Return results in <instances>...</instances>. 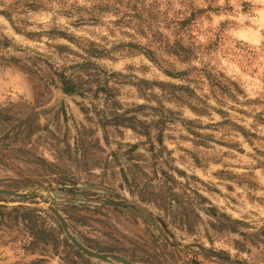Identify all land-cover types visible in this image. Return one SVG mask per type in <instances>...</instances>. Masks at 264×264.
<instances>
[{
    "label": "rangeland",
    "instance_id": "rangeland-1",
    "mask_svg": "<svg viewBox=\"0 0 264 264\" xmlns=\"http://www.w3.org/2000/svg\"><path fill=\"white\" fill-rule=\"evenodd\" d=\"M31 1L49 10H28ZM15 3L22 5V16L32 14L35 19L24 21L30 27L34 25L25 33L32 41L30 45L20 44L0 24V62L19 69L15 80L28 96L7 102L0 99V105L21 104L17 108L21 121L0 124V190L7 191L0 194V205L41 208L43 212L38 213L36 222L40 227L51 226L59 245L56 254L42 255L30 254L15 244L0 245V264H122L79 255L63 243V238L70 242L73 238L94 252L118 254L132 264H264V223L234 219L221 211L224 206L214 202V197L205 195V191L219 195L220 189L188 170H204L201 157L195 152L191 153L192 164L180 161L185 167L169 163V157L176 160V149L169 145L186 139L181 128L191 124V120L177 118L171 109L163 112L158 107L122 98L125 94L112 82L116 73L99 69L85 57L68 63L73 50L66 44L41 43L45 35L76 42L78 37L65 27L102 26L98 13L109 11L108 5L88 6V0L84 4L76 0ZM61 8L72 11L68 15ZM70 14L77 18L70 19ZM60 19L65 20L64 26L53 24ZM13 31L20 34L19 29ZM95 43L88 41L83 49L87 57L104 54ZM127 46L138 47L131 41ZM185 49L190 54L191 50ZM164 71L174 78L187 75ZM56 72L77 82L79 93L65 94ZM142 83L150 86L147 81ZM138 94L143 99L139 89ZM239 111L255 123H218L234 127L251 146L258 137L252 128L264 123V115ZM218 112L223 114L224 110ZM186 130L201 135L191 128ZM17 132L21 138L3 137H13ZM237 150L241 155L246 151L243 146ZM254 151L260 154L259 149ZM39 158L58 163L64 173L42 170ZM71 172L77 174L73 181L65 175ZM228 187L232 191L231 185ZM232 203L239 201L233 197ZM213 234L218 238H213ZM234 234L240 239H235ZM219 251L220 256H215L213 252Z\"/></svg>",
    "mask_w": 264,
    "mask_h": 264
},
{
    "label": "clouds",
    "instance_id": "clouds-1",
    "mask_svg": "<svg viewBox=\"0 0 264 264\" xmlns=\"http://www.w3.org/2000/svg\"><path fill=\"white\" fill-rule=\"evenodd\" d=\"M76 3L84 4L85 0ZM95 4L109 7V11L98 13L102 26L65 27L78 37L76 42L45 35L41 43L66 44L73 50L68 63L85 57L99 69L116 73L112 82L125 94L122 98L158 107L163 112L171 109L177 118L191 120V124L181 128L186 139L169 145L176 149V160L169 157V163L185 167L180 161L192 164L191 153L195 152L201 157L204 170H188L220 189L219 195L207 191L205 195L214 197V202L224 206L221 211L234 219L264 223V123L252 128L258 137L251 146L234 127L218 123H255L239 110L264 115V0H88V6ZM20 7L15 0H0V24L20 44L30 45L32 41L25 33L34 25L30 27L24 21L35 17L22 16ZM7 13L11 15L6 17ZM53 24L64 26L65 20H55ZM14 28L19 29V35ZM88 41H95L104 54L87 57L83 49ZM129 41L138 47H128ZM177 41L191 50L187 59L170 51ZM165 69L187 75L174 78L165 75ZM17 71L15 66L0 62V99L4 102L22 96L28 99L23 87L16 83ZM143 81L150 86L144 87ZM138 89L143 99L139 98ZM219 109L224 113H219ZM187 128L201 135H192ZM209 136L213 139H207ZM240 146L246 150L243 155L237 150ZM254 149H259L260 154ZM233 197L239 203L233 204ZM213 238L218 237L213 234ZM234 238L240 239L238 234Z\"/></svg>",
    "mask_w": 264,
    "mask_h": 264
},
{
    "label": "trees",
    "instance_id": "trees-1",
    "mask_svg": "<svg viewBox=\"0 0 264 264\" xmlns=\"http://www.w3.org/2000/svg\"><path fill=\"white\" fill-rule=\"evenodd\" d=\"M46 6H40L35 1H31L27 4L28 10L36 11L40 8ZM48 7V6H47ZM44 10H49V8H43ZM60 11H65L69 15L72 10H66L61 8ZM6 17L8 16L5 14ZM70 14L69 17H71ZM58 34V33H57ZM59 35H64L60 32ZM7 43V42H6ZM92 44V43H90ZM89 44V45H90ZM91 46V45H90ZM170 51L177 56H183L185 59L190 55L189 52L180 44L179 41L175 43V46L170 48ZM92 54V52H90ZM94 55V54H92ZM60 78L62 91L65 94H72L78 92L76 89V84L72 78L67 77L62 72H56ZM79 93V92H78ZM21 105L18 102H10L5 105H0V124H7L14 121H21L19 117L17 108ZM29 105V104H27ZM29 107V106H28ZM30 112V111H29ZM6 139L12 140L20 137V132L15 133L13 137L9 135L3 136ZM22 137V136H21ZM20 137V138H21ZM27 137V136H26ZM10 142L5 146H9ZM39 166L42 170L50 173H56L64 170L60 168L58 163L46 162L45 159L39 158ZM65 173L66 170H65ZM68 177H72V181L76 178L77 174L71 172L70 174H65ZM25 197V196H24ZM40 212H43L41 208H35L24 205H15V206H5L0 205V245H9L15 244L17 247H20L22 250L29 252L30 254L38 253L40 255L46 253H57L56 248L59 245V238L54 234L53 228L51 226L40 227L36 222L37 217H39ZM63 243L71 246L75 249V252L79 255L85 254L79 248H77L72 242L67 238H63ZM215 256H220L222 251L213 252ZM83 256V255H82ZM228 257V256H227Z\"/></svg>",
    "mask_w": 264,
    "mask_h": 264
},
{
    "label": "water",
    "instance_id": "water-1",
    "mask_svg": "<svg viewBox=\"0 0 264 264\" xmlns=\"http://www.w3.org/2000/svg\"><path fill=\"white\" fill-rule=\"evenodd\" d=\"M7 191L5 190H0V194L1 193H6ZM61 225L63 226L65 232L67 233V228L64 224V222L61 221ZM70 238V237H69ZM72 243L79 248L83 253H85L88 256L91 257H95L98 258L100 260H107V259H113L116 260L122 264H132L129 260H127L126 258L118 255V254H114V253H98V252H94L88 248H86L85 246H82L81 244H79L76 240H74L73 238H70Z\"/></svg>",
    "mask_w": 264,
    "mask_h": 264
}]
</instances>
